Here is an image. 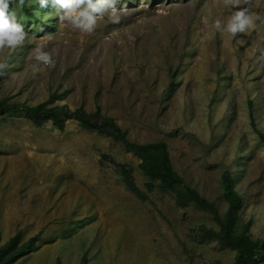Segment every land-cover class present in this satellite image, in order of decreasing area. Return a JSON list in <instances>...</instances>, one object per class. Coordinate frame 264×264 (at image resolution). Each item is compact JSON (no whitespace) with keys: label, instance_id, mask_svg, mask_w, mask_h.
Instances as JSON below:
<instances>
[{"label":"rangeland","instance_id":"374dc122","mask_svg":"<svg viewBox=\"0 0 264 264\" xmlns=\"http://www.w3.org/2000/svg\"><path fill=\"white\" fill-rule=\"evenodd\" d=\"M28 18L0 0V98L96 105L137 143L163 141L184 182L226 209L227 170L240 221L264 238V0H35ZM148 178L111 138L67 120L0 114V243L36 248L15 264H235L193 233L212 215L157 187L141 201L112 163ZM264 264V263H262Z\"/></svg>","mask_w":264,"mask_h":264},{"label":"trees","instance_id":"16d2710c","mask_svg":"<svg viewBox=\"0 0 264 264\" xmlns=\"http://www.w3.org/2000/svg\"><path fill=\"white\" fill-rule=\"evenodd\" d=\"M35 0H5L7 6H16L30 19H38L32 4ZM98 0H89L90 6ZM58 94L54 93L45 101L30 105L25 101H12L9 97L0 98V114H21L34 125L41 126L45 121L58 130H63L67 120H74L80 127L107 136L120 143L124 150L139 159V168L148 178L146 190L139 188L132 175V167L124 163L112 161L120 175L124 186L138 199H148L147 191L157 187L161 192L169 193L175 204L185 208L193 204L209 212L217 222L218 229L200 226L193 233L201 240H215L218 244L234 250L235 264L264 263V238H252L250 235L251 221H240L242 198L234 186V178L227 170L220 177L222 197L226 201V209L220 214L213 201L208 200L195 188L184 182L183 177L173 168L167 144L163 141L137 143L128 138L127 131L122 129L112 117L102 113L96 105L93 111H87L82 105L70 109L67 105L52 104ZM251 125L257 137L264 143V132L255 127L251 117ZM37 235L21 241V234L15 233L4 243H0V264H15L22 256L36 248ZM59 264V262L57 263ZM86 264V259H81Z\"/></svg>","mask_w":264,"mask_h":264}]
</instances>
